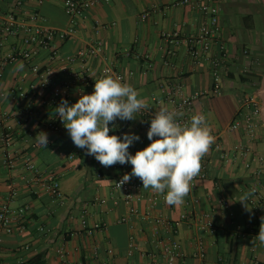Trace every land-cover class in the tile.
Wrapping results in <instances>:
<instances>
[{
	"label": "crops",
	"instance_id": "1",
	"mask_svg": "<svg viewBox=\"0 0 264 264\" xmlns=\"http://www.w3.org/2000/svg\"><path fill=\"white\" fill-rule=\"evenodd\" d=\"M38 1H28L24 11L38 9L51 26L70 27L64 0H43L42 4ZM178 1L111 0L107 3L101 0L79 20L75 35L54 41L60 58L52 60L49 53L42 52L31 62L19 61L6 66L1 88L9 91L10 96L2 106L10 113V118L4 121L0 116V206L15 191L17 194L11 204L29 205L30 210L24 227H18L11 234L1 233L0 256L4 263L63 264L68 260L78 264L84 260L115 263L129 260L147 264L151 261L149 253L159 252L153 236V221L163 217L178 228L176 238L186 253L185 264H264V245L256 238L259 230L254 227L264 222V210L258 212L248 200L249 211L238 201L242 194L251 192L257 182L264 191V168L258 160L264 156L262 114L254 135L243 125L237 130L229 129L235 120L245 123V116L252 111L248 104L251 96H258L263 108L264 0H219L220 46L228 55L226 69L220 91L196 102V111L206 115L215 142L208 153L207 178L199 182L195 193L185 197L182 205L169 206L161 202L153 206L150 197L155 192L142 188L143 198L136 205L138 212L131 214L122 193L115 190L114 181L119 173L131 170L132 165L117 163L104 167L95 157H89L86 149L73 144L55 114L61 101L54 107L45 104L49 91L41 87L40 73L49 72L56 87L69 86L68 95L62 99L71 105L81 94H91L94 89L95 81L90 86L82 82L84 75L97 77L103 68L112 66L115 70L112 76L122 75L121 80L130 83L140 94L138 98L152 107L147 114L138 113L135 120L118 119L127 133L140 137L129 152L134 155L146 147L149 142L143 139L145 123L155 110L167 107L166 102L159 100L164 98L168 87L180 84L187 93L214 88L210 59L202 58L195 64L187 52V36L197 32L206 17L188 5H178ZM8 10L9 2L0 3V15ZM144 13L148 14L145 19L142 18ZM177 29L181 32L178 42L164 38V32ZM18 40L10 38L3 55L9 53ZM94 40L104 44V52L99 57H91L85 63L68 64L62 60ZM218 45L213 53L218 52ZM137 55L143 56L138 58ZM20 63L23 69L17 70ZM32 84L36 86L34 91L30 88ZM20 85L31 91L43 117L19 123L23 104L18 98ZM50 117L59 119L63 133L45 127ZM5 126L14 128L9 144L2 141ZM41 131L48 134L47 147L35 139ZM217 141L221 143L220 149L215 148ZM7 154L15 158L13 168L4 163ZM27 158L43 172L53 171L58 175L64 201L54 199L33 180V173L25 168ZM98 199H105L106 203ZM222 199L229 202L233 215L221 205ZM206 212L213 213L215 218L212 231L203 232L195 223L183 219L184 215L191 214L199 220ZM85 215L87 227L83 225ZM96 225L100 228H95ZM248 225L255 231L248 229ZM160 227L163 238L172 236L171 227L166 224ZM200 246L206 253L205 259L194 255ZM109 250H113V254H109Z\"/></svg>",
	"mask_w": 264,
	"mask_h": 264
},
{
	"label": "built area",
	"instance_id": "2",
	"mask_svg": "<svg viewBox=\"0 0 264 264\" xmlns=\"http://www.w3.org/2000/svg\"><path fill=\"white\" fill-rule=\"evenodd\" d=\"M31 0H0L2 2H9V10L7 13L0 15V116L4 121L10 118V113L3 108L4 101L9 98L10 92L1 88L2 81L4 79V70L9 63H15L19 61L31 62L32 59L42 52L49 53V57L52 60L58 59V50L54 46V41L57 38L65 40L70 36L75 35L77 32V24L79 20L84 17L95 5H97L101 0H64V8L67 15L70 18L71 25L65 29H58L51 26L46 18L40 13L38 9L31 12L24 11L26 3ZM109 3L111 0H104ZM39 4L43 3V0L38 1ZM178 5H188L195 10L200 11L206 17V22L200 27L197 32L191 33L187 36L186 41L188 44V55L193 63L198 64L201 62L202 58L210 59L211 62V73L214 80V88L212 90H197L192 93H187L183 85L177 84L168 87L165 96L159 101L167 103V108L169 110H174L183 113L182 116L177 117V120L181 123H188L193 115L202 114V112L196 111V102L204 97H208L213 93L219 92L221 88V83L226 69V63L228 59L227 52L224 47L220 46V37L222 32L221 25V7L219 0H179ZM148 16L147 13L142 15L145 19ZM163 36L166 40L170 42H178L180 40L181 32L177 29L174 32H164ZM17 37L19 40L12 46L11 51L3 55V49L6 42L12 38ZM219 44V45H218ZM218 45L219 50L213 53L214 47ZM104 52V44L101 40H94L88 47L80 49L76 54L63 57L62 60L68 62V64L74 63L76 61H81L85 63L91 57H99ZM247 52V51H246ZM143 55H137L140 58ZM146 57V56H145ZM37 70V69H36ZM115 70L112 66H107L102 69L101 73L97 77L83 76L82 82L86 86H90L92 82L99 79L104 75H114ZM75 77H79L78 73L73 74ZM40 85L44 90L49 91L47 98L45 99V104L49 107H54L57 105L61 99L68 95L69 86L65 85L63 87H56L52 84V80L49 76V72L40 73ZM120 79H123L122 75H118ZM30 88L34 91L36 90L35 84H32ZM19 90V101L22 104L21 112L19 115V123H27L33 119H39L43 117L42 110L36 105V102L31 94V91L26 89L24 86L20 85ZM248 104L252 107L251 113L245 116V123L240 120H235L230 126V130H237L242 125L244 129L254 135L257 128L261 122L260 117L262 114V105L258 96H251L248 99ZM144 114L148 112L143 111ZM150 118L144 126L143 139L151 143L147 138V131L150 127ZM45 127L51 131H57L58 133H63L64 128L57 117H50ZM110 132L112 135H117L123 138L126 132V127L124 124H120L119 120L115 121V127L112 124L109 125ZM14 128L12 126H5V130L2 132V141L6 144L11 143ZM212 148V145L210 149ZM215 148L220 149L221 143L217 141ZM209 149V151H210ZM208 151V153H209ZM208 153L202 158L201 164L202 168L200 174L194 178L191 185V191L188 195L196 192L198 184L200 181L204 180L208 176L207 164H208ZM93 158L94 156L88 155ZM14 157L7 154L4 157V163L13 168L15 166ZM259 162L264 168V156L258 158ZM249 166V165H248ZM25 168L31 171L34 175L33 180L41 184L42 190L50 194L54 199L59 201H64L65 194L62 190L61 181L58 175L51 172H43L37 165L32 161V159L27 158L25 160ZM132 170V169H131ZM131 170H125L118 174L114 181L115 190L119 191L123 195V200L127 204L131 214H136L137 202L143 198L141 193L143 185L139 178L132 177V179L123 184L121 188L117 187V184L124 174L131 173ZM261 171V168L257 172ZM102 177V174H98ZM251 195L248 200L250 204L256 208L258 212L264 210V191L260 183H255L251 189ZM16 192L12 191L8 196L7 200L0 206V255L2 252V237L1 233L11 234L18 227H24L25 220L28 216L30 210L29 205L24 206H13L12 200L16 196ZM164 194L154 193L150 197L151 204L153 206L159 203H165ZM99 200V199H98ZM102 204L106 203L105 199L99 200ZM221 205L229 210L231 215L230 204L227 200L222 199ZM188 222L195 223L198 228L203 232L212 231L215 228V218L213 213L206 212L203 217L199 220H195L193 215L186 214L183 216ZM125 219L122 220V222ZM166 224L173 230L172 236L168 238H163L161 235V225ZM83 225L88 226L87 216H83ZM95 228H100V225H96ZM240 230L241 226L238 227ZM248 229L255 231L252 225L247 226ZM178 233V228L173 226L172 222L166 218L158 217L153 221V236L159 252L149 253L151 261L147 264H185L186 263V253L183 250L181 242L176 238ZM109 254H113V250H109ZM195 256L205 259L206 253L203 247L200 246L199 252L194 253ZM163 259L161 261L159 259ZM0 264H6L1 260ZM63 264H74L65 260ZM78 264H135L132 261H123L119 263L112 262L110 260L101 261H81Z\"/></svg>",
	"mask_w": 264,
	"mask_h": 264
},
{
	"label": "clouds",
	"instance_id": "3",
	"mask_svg": "<svg viewBox=\"0 0 264 264\" xmlns=\"http://www.w3.org/2000/svg\"><path fill=\"white\" fill-rule=\"evenodd\" d=\"M23 64L17 66L22 70ZM139 93L127 82L111 75H104L95 80L91 94H81L80 98L69 105L62 99L55 108L64 128L73 144L86 149L87 154L104 167L117 163L132 165L131 173L123 175L116 183L117 187L129 182L132 177L142 181L143 189L164 194V201L169 206H179L191 191V185L202 168V158L208 153L215 137L211 134L206 117L193 115L188 123H181L177 117L183 113L160 107L155 110L147 131L151 141L146 147L131 154L129 148L140 137L125 133L123 138L110 135L109 125L115 127L117 119L132 121L141 111L148 112L150 107ZM36 141L47 147L48 134L39 132ZM251 192L242 194L238 201L247 210ZM256 238L264 245V222L261 223Z\"/></svg>",
	"mask_w": 264,
	"mask_h": 264
},
{
	"label": "water",
	"instance_id": "4",
	"mask_svg": "<svg viewBox=\"0 0 264 264\" xmlns=\"http://www.w3.org/2000/svg\"><path fill=\"white\" fill-rule=\"evenodd\" d=\"M264 81V79H263ZM261 95L263 96V99H264V84H263V87L261 89ZM262 120L264 122V104H263V108H262Z\"/></svg>",
	"mask_w": 264,
	"mask_h": 264
},
{
	"label": "trees",
	"instance_id": "5",
	"mask_svg": "<svg viewBox=\"0 0 264 264\" xmlns=\"http://www.w3.org/2000/svg\"><path fill=\"white\" fill-rule=\"evenodd\" d=\"M254 227H255L257 230H259V228H260V223H259V222L256 223V224L254 225Z\"/></svg>",
	"mask_w": 264,
	"mask_h": 264
}]
</instances>
